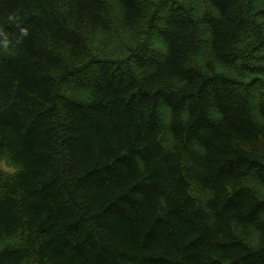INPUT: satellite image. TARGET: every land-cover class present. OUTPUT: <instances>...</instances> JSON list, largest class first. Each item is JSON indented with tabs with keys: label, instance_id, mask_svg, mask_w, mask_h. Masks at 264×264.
<instances>
[{
	"label": "trees",
	"instance_id": "16d2710c",
	"mask_svg": "<svg viewBox=\"0 0 264 264\" xmlns=\"http://www.w3.org/2000/svg\"><path fill=\"white\" fill-rule=\"evenodd\" d=\"M0 264H264V0H0Z\"/></svg>",
	"mask_w": 264,
	"mask_h": 264
},
{
	"label": "clouds",
	"instance_id": "9594fccd",
	"mask_svg": "<svg viewBox=\"0 0 264 264\" xmlns=\"http://www.w3.org/2000/svg\"><path fill=\"white\" fill-rule=\"evenodd\" d=\"M22 31H24V30H22Z\"/></svg>",
	"mask_w": 264,
	"mask_h": 264
}]
</instances>
